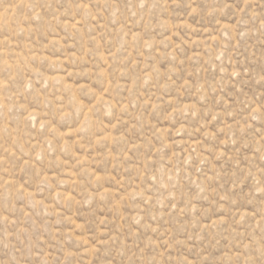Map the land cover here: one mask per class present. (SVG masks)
<instances>
[{
  "label": "rangeland",
  "instance_id": "rangeland-1",
  "mask_svg": "<svg viewBox=\"0 0 264 264\" xmlns=\"http://www.w3.org/2000/svg\"><path fill=\"white\" fill-rule=\"evenodd\" d=\"M0 264H264V0H0Z\"/></svg>",
  "mask_w": 264,
  "mask_h": 264
}]
</instances>
